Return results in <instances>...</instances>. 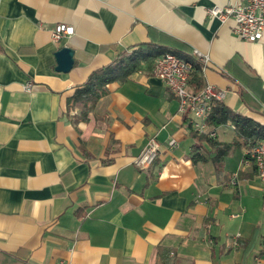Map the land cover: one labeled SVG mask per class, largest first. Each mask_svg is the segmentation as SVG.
<instances>
[{
  "label": "crops",
  "instance_id": "crops-1",
  "mask_svg": "<svg viewBox=\"0 0 264 264\" xmlns=\"http://www.w3.org/2000/svg\"><path fill=\"white\" fill-rule=\"evenodd\" d=\"M237 1L0 0V264H264V181L246 146L220 175L193 163L178 100L147 66L109 83L86 119L67 107L120 51L177 44L209 57L202 76L225 106L264 125V32L242 40L207 12ZM57 23L73 33L54 41ZM64 45L66 72L55 69ZM214 131L236 137L229 124ZM154 135L157 156L137 166Z\"/></svg>",
  "mask_w": 264,
  "mask_h": 264
},
{
  "label": "built area",
  "instance_id": "built-area-1",
  "mask_svg": "<svg viewBox=\"0 0 264 264\" xmlns=\"http://www.w3.org/2000/svg\"><path fill=\"white\" fill-rule=\"evenodd\" d=\"M210 16L225 21L233 20V33L246 41H256L262 38L264 32V0H245L226 3L222 6L207 8ZM73 33V26L65 23H57L51 30V37L59 41L63 36ZM197 61L204 68L209 62V57L198 50L193 51ZM192 69L189 60L182 59L172 52H165L156 57L152 74L161 79L165 86L178 100V112L188 122L191 129L206 133L208 137L215 138L214 128L206 125V117L211 110L214 100H221L223 91L216 90L211 84L205 82L198 92H193L188 84V76ZM31 82L24 88L29 90ZM169 148L176 145V140L170 138L167 142ZM159 143L156 136L148 139L147 144L135 157L134 163L139 167L149 166L158 154ZM244 158L252 162L258 179L264 181V140H260L244 148ZM64 264H71L70 262Z\"/></svg>",
  "mask_w": 264,
  "mask_h": 264
},
{
  "label": "trees",
  "instance_id": "trees-1",
  "mask_svg": "<svg viewBox=\"0 0 264 264\" xmlns=\"http://www.w3.org/2000/svg\"><path fill=\"white\" fill-rule=\"evenodd\" d=\"M165 52H172L182 59L191 61L192 69L188 76V84L193 92H198L204 86L201 64L195 55L180 45L139 43L129 50H122L109 64L93 70L86 80L74 87L67 98V107L77 108L82 119H86L87 112L95 103L108 92L107 85L111 82H122L135 72L142 70V65L152 71L157 56ZM206 125L215 128L222 124L232 125L236 137L229 143H222L210 138L206 133L197 132L190 128V137L194 140L190 148L189 157L193 163L210 162L214 172L221 174L225 157L234 148L242 145H252L264 140V125L256 120L234 113L221 101L214 100L211 110L206 117ZM165 264V262H162Z\"/></svg>",
  "mask_w": 264,
  "mask_h": 264
},
{
  "label": "water",
  "instance_id": "water-1",
  "mask_svg": "<svg viewBox=\"0 0 264 264\" xmlns=\"http://www.w3.org/2000/svg\"><path fill=\"white\" fill-rule=\"evenodd\" d=\"M73 54L74 51L71 47L61 46L54 54L57 63L55 69L63 72L70 70L74 63Z\"/></svg>",
  "mask_w": 264,
  "mask_h": 264
}]
</instances>
